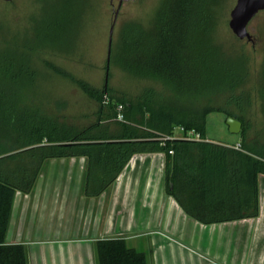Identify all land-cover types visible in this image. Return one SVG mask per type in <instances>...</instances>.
I'll return each mask as SVG.
<instances>
[{"label":"trees","instance_id":"obj_1","mask_svg":"<svg viewBox=\"0 0 264 264\" xmlns=\"http://www.w3.org/2000/svg\"><path fill=\"white\" fill-rule=\"evenodd\" d=\"M213 1L163 0L153 29L135 23L124 29L116 53L119 67L159 83L162 91L148 88L136 97L119 96L107 85L97 90L72 79L97 104L95 120L82 128L23 104L18 92L8 94L9 71L16 67L11 80L17 83L19 73L27 74V60L23 53L10 54L7 41L0 43V264H28L23 245L5 242L14 196L31 193L43 164L53 159L86 158L82 193L95 198L134 155L163 153L166 194L187 216L204 225L258 217L264 144L247 143L243 117L228 109L248 78L247 61L215 41ZM261 96L264 111V69ZM204 99L208 105L201 107ZM213 100L224 106H210ZM118 105L124 107V122L115 120ZM213 112L241 122L240 151L165 140L178 127L207 139L206 117ZM95 254L96 264H147L146 254L121 237L97 241Z\"/></svg>","mask_w":264,"mask_h":264},{"label":"crops","instance_id":"obj_2","mask_svg":"<svg viewBox=\"0 0 264 264\" xmlns=\"http://www.w3.org/2000/svg\"><path fill=\"white\" fill-rule=\"evenodd\" d=\"M165 164L163 153L134 155L108 190L86 198V158L48 160L32 192L15 194L5 242L23 245L28 264H96V242L117 237L147 264H264V176L257 218L204 225L166 194Z\"/></svg>","mask_w":264,"mask_h":264},{"label":"rangeland","instance_id":"obj_3","mask_svg":"<svg viewBox=\"0 0 264 264\" xmlns=\"http://www.w3.org/2000/svg\"><path fill=\"white\" fill-rule=\"evenodd\" d=\"M236 1H213L214 39L230 55L246 58L248 78L232 95L236 102L228 109L243 117L247 143L264 144V11L247 26L252 42L240 41L228 26ZM162 3L163 0H139L121 5L108 60L109 29L118 0H0V43L7 41L10 54L17 51V56L24 54L27 60V74L19 73L17 83L11 80L16 67L9 71L5 82L10 88L8 94L18 92L23 104L39 107L60 123L82 128L95 120L97 104L72 79L97 90L107 85L119 96L136 97L148 88L162 91L159 83L128 74L116 61L124 29L134 23L146 31L153 29ZM215 101L210 106H224ZM206 102L207 99L202 100L201 107L208 105ZM226 118L220 112L206 117L209 141H240L239 135L229 133Z\"/></svg>","mask_w":264,"mask_h":264},{"label":"water","instance_id":"obj_4","mask_svg":"<svg viewBox=\"0 0 264 264\" xmlns=\"http://www.w3.org/2000/svg\"><path fill=\"white\" fill-rule=\"evenodd\" d=\"M2 2L9 3L11 0H1ZM113 0H111L112 2ZM139 0H118V4L116 9L113 12V19L109 29V37H108V60L111 52V44H112V35L114 26L119 14V10L123 3L127 2H135ZM261 11H264V0H237L235 6L230 12V20L228 23L229 29L233 33V35L240 41L246 40L248 42H252V37L247 31V26L249 22ZM107 73L108 67L106 69V79L107 82ZM226 125L228 127V131L230 134L239 135L241 132L242 124L240 121L232 118H226Z\"/></svg>","mask_w":264,"mask_h":264},{"label":"built area","instance_id":"obj_5","mask_svg":"<svg viewBox=\"0 0 264 264\" xmlns=\"http://www.w3.org/2000/svg\"><path fill=\"white\" fill-rule=\"evenodd\" d=\"M123 111H124V107L122 105H118L116 108V112H117L115 118L116 121L124 122ZM171 139H183V140H191L196 142L208 141V139H202L200 134L194 131H185L182 127L176 128L171 136L165 138V140H171ZM232 148L237 151L241 150L239 143L233 145ZM170 154H172V152H170Z\"/></svg>","mask_w":264,"mask_h":264}]
</instances>
